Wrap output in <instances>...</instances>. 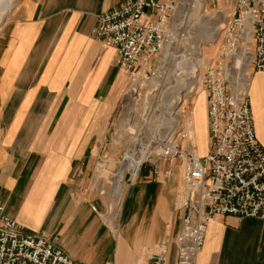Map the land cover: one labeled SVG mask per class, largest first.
Listing matches in <instances>:
<instances>
[{"label":"crops","instance_id":"obj_1","mask_svg":"<svg viewBox=\"0 0 264 264\" xmlns=\"http://www.w3.org/2000/svg\"><path fill=\"white\" fill-rule=\"evenodd\" d=\"M15 1L0 26V212L79 264H148L161 242L175 264L183 163L140 166L115 209L107 184L121 151L108 132L125 78L115 48L91 30L99 13L124 0ZM248 96L264 145V71L252 70ZM205 113L202 88L179 110L184 144L200 155ZM196 264H264V219L215 215Z\"/></svg>","mask_w":264,"mask_h":264},{"label":"built area","instance_id":"obj_2","mask_svg":"<svg viewBox=\"0 0 264 264\" xmlns=\"http://www.w3.org/2000/svg\"><path fill=\"white\" fill-rule=\"evenodd\" d=\"M229 1L231 14L221 28L224 43L216 60L200 74L206 96L207 151L200 155L192 143L184 144V126L160 148V156L170 163L175 159L183 163L175 264H196L207 223L215 215L264 219V145L254 131L249 76L243 71L242 79L238 72H230L245 66L264 71V0ZM175 2L124 0L97 15L91 33L115 48L116 65L131 84L154 75L152 60L170 35L168 19ZM167 254L168 246L161 242L148 264H167ZM0 264L79 263L47 236L25 232L0 212Z\"/></svg>","mask_w":264,"mask_h":264},{"label":"rangeland","instance_id":"obj_3","mask_svg":"<svg viewBox=\"0 0 264 264\" xmlns=\"http://www.w3.org/2000/svg\"><path fill=\"white\" fill-rule=\"evenodd\" d=\"M229 14V0H176L168 19L170 35L163 49L152 60L154 75L133 85L126 73H123L125 88L122 100L108 132V139L121 146L117 163L112 166L113 170L109 166L107 168V184L114 196L113 209L119 205L124 186L131 177V161L124 158L125 153H131L134 148H145L147 157L141 166L152 158H163L159 154L161 146L170 142L173 133L184 125V120H179L180 108L186 110L191 106V97L199 88L203 89L200 74L208 64L216 60L221 50L224 43L221 28ZM191 63L198 67L192 78ZM243 71L249 76L252 68L245 66L240 71L230 70L233 74L238 72L242 79L245 75L240 72ZM175 99H180V103L171 116H176L177 120L170 125L169 113H172ZM186 99L187 104L182 105ZM120 171L123 176L122 189L117 192L116 181Z\"/></svg>","mask_w":264,"mask_h":264},{"label":"bare ground","instance_id":"obj_4","mask_svg":"<svg viewBox=\"0 0 264 264\" xmlns=\"http://www.w3.org/2000/svg\"><path fill=\"white\" fill-rule=\"evenodd\" d=\"M15 0H0V24L1 22H3V19L5 18V15L7 14L8 10L11 8L12 4L14 3ZM249 38V37H248ZM165 45V44H164ZM163 45V47H164ZM162 47V49H163ZM240 55L242 57V53H240L238 56L235 57L234 59V62L237 64L240 60ZM199 64V63H198ZM191 70H190V76L191 78L194 77L197 73V65L196 64H192L191 63ZM243 74V72H240ZM196 78V77H195ZM194 79V78H193ZM233 79V78H232ZM244 79H245V76H244ZM185 84V83H184ZM240 84H243L240 83ZM186 86V84H185ZM188 87V86H186ZM179 97V96H178ZM179 103H180V99H175V101L173 102L172 104V113H169L170 114V118L168 119V123L171 125L173 123H175V121L177 120L176 119V116H171V114H174L175 112L173 111H176L178 106H179ZM180 108V107H179ZM178 117V116H177ZM133 149V147H132ZM147 157V150L144 148V149H137V148H134L132 150L131 153L129 152H126L125 155H124V158L127 159V160H130L131 161V164H129V169H130V172H131V176H134L136 173H137V170L140 166V164L146 159ZM121 173V172H120ZM121 178V177H120ZM123 178V177H122ZM121 178V179H122ZM118 180V179H117ZM119 182V181H118ZM115 186V185H114ZM120 186H121V183L119 182L118 184V188L120 189ZM121 190V189H120Z\"/></svg>","mask_w":264,"mask_h":264}]
</instances>
